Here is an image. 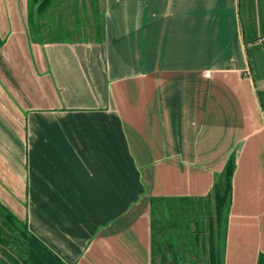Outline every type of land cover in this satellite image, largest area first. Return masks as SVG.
Returning a JSON list of instances; mask_svg holds the SVG:
<instances>
[{"label":"crops","instance_id":"0c3cea01","mask_svg":"<svg viewBox=\"0 0 264 264\" xmlns=\"http://www.w3.org/2000/svg\"><path fill=\"white\" fill-rule=\"evenodd\" d=\"M102 1L80 38L34 39L28 0H0V204L66 264H161L172 232L180 252L206 225L209 255L262 264L264 109L243 0ZM232 157L223 239L210 195Z\"/></svg>","mask_w":264,"mask_h":264},{"label":"rangeland","instance_id":"374dc122","mask_svg":"<svg viewBox=\"0 0 264 264\" xmlns=\"http://www.w3.org/2000/svg\"><path fill=\"white\" fill-rule=\"evenodd\" d=\"M68 2H70L74 8H68ZM97 2V11L101 13L103 1L97 0ZM34 4L35 0H28V30L30 31L31 37L35 39L38 38V23H36L35 19L33 20L32 16ZM92 8L91 0H51L49 5L42 10L39 16L42 18V22L40 19L39 21L44 36L49 38H80L81 35L75 32V29L81 32V28L87 25L89 26L90 22L88 24V17L92 18V12L94 11ZM73 14L74 16H72ZM242 14L247 30V38L250 39L253 35V28H256L258 36H261L262 30H264V0H243ZM99 21L101 22V16L97 17L96 23ZM249 48L252 52V67L258 77V87L264 90V79L261 78V70L264 67V39H259V41L250 44ZM206 215L208 218L207 213ZM187 220L189 221V219ZM21 221L28 225L27 221ZM199 231L200 235L198 238H196V235L193 234L191 230L185 231L184 238L180 239V252H175V248H173L175 232H172L171 235L174 236H171L170 241L172 242L171 247L174 253L168 256L163 252L161 264L168 262V258H172L177 264H211L210 255L208 254L211 234L210 228L206 225L200 227ZM160 232L159 230L156 232L155 242L158 246H161L162 240V235H159ZM180 256L183 257V260H180ZM193 258H195V260H192Z\"/></svg>","mask_w":264,"mask_h":264},{"label":"trees","instance_id":"16d2710c","mask_svg":"<svg viewBox=\"0 0 264 264\" xmlns=\"http://www.w3.org/2000/svg\"><path fill=\"white\" fill-rule=\"evenodd\" d=\"M41 2L38 9V16L41 15L42 10L49 5L51 0H35L33 5L32 16L34 17V7ZM37 23V22H36ZM250 39L247 38V30L245 27L246 43L252 44L264 39V30L262 35L258 36L256 28ZM41 25L38 18V37L41 36ZM97 30L103 31V26L100 24ZM39 42V41H38ZM250 56V67L252 71L253 80L257 83V74H255L252 67L251 49H248ZM264 54V49H263ZM260 72V71H259ZM261 78L264 79V67L261 70ZM258 94L261 105L264 109V90L259 89ZM236 166L235 157H232L225 169L218 174L213 191L210 195L215 202L216 221L218 222L220 237L223 239L226 236V228L228 224V211L232 200L233 193V174ZM159 212L156 207L153 211V220L159 221ZM156 234L154 232V240ZM222 239L220 238V241ZM223 241V240H222ZM211 264H224L223 250L213 248L210 253ZM262 264H264V257H262ZM0 264H66L56 253H54L40 238L32 233L28 225L22 222L14 213L0 204Z\"/></svg>","mask_w":264,"mask_h":264},{"label":"water","instance_id":"95a60500","mask_svg":"<svg viewBox=\"0 0 264 264\" xmlns=\"http://www.w3.org/2000/svg\"><path fill=\"white\" fill-rule=\"evenodd\" d=\"M40 4H41V2H38L35 5V7H34V16H35L34 18H35V20H36L37 23H38V18H39V16H38V9H39Z\"/></svg>","mask_w":264,"mask_h":264}]
</instances>
